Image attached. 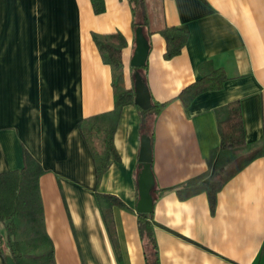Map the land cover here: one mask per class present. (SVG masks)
<instances>
[{
	"label": "crops",
	"instance_id": "crops-1",
	"mask_svg": "<svg viewBox=\"0 0 264 264\" xmlns=\"http://www.w3.org/2000/svg\"><path fill=\"white\" fill-rule=\"evenodd\" d=\"M152 26L189 31L165 57L166 39L148 32L147 84L166 101L155 119L153 217L161 264H264V154L220 189L215 210L205 191L182 198L174 187L208 168L221 142L216 109L241 101L248 142L264 137V0H149ZM0 0V171L22 167L23 146L41 162L47 231L57 264H147L138 228L141 129L137 104L124 106L113 159L98 186L79 120L110 110L117 88L134 87L136 28L129 0ZM122 32L123 75L103 60L94 33ZM206 69L222 67L220 89L189 105L178 96ZM129 206L114 208L110 235L97 189ZM153 194V193H152ZM153 196V197H154ZM0 264H7L0 251Z\"/></svg>",
	"mask_w": 264,
	"mask_h": 264
},
{
	"label": "trees",
	"instance_id": "trees-1",
	"mask_svg": "<svg viewBox=\"0 0 264 264\" xmlns=\"http://www.w3.org/2000/svg\"><path fill=\"white\" fill-rule=\"evenodd\" d=\"M91 1L95 12L105 10V0ZM129 2L135 28L142 25L145 34L158 30L165 37L166 58H171L182 51L189 38L187 29L168 24L156 29L152 26L149 0ZM94 39L103 60L113 66L117 79H121L124 68L122 51L127 45L125 35L120 31L94 33ZM203 64L200 65L201 76L185 86L178 95L185 105H189L203 91L222 88L228 79L224 68L210 65L206 69ZM132 68L134 75L139 70L147 83V63ZM167 102L168 100L156 99L152 94L151 107L142 108L137 105L141 133L150 136L152 141L155 119ZM127 104H136L134 87L117 88L112 109L90 114L79 120V127L94 159L98 186L112 160L120 159L115 144V132L121 112ZM216 112L221 142L211 149L208 168L174 186L182 198L205 191L212 211L215 210L217 195L223 185L245 165L264 154V137L255 142L246 140L239 99L230 100L219 106ZM23 156L22 167L0 171V251L6 260L5 251L10 250L15 264H57L54 242L46 228L40 189V176L45 168L25 145ZM154 191L155 186L152 189L153 196ZM96 194L110 235L116 241L114 208L129 206L116 194L103 192L99 188ZM137 214L139 233L145 245L146 263L161 264L153 211H137Z\"/></svg>",
	"mask_w": 264,
	"mask_h": 264
},
{
	"label": "water",
	"instance_id": "water-1",
	"mask_svg": "<svg viewBox=\"0 0 264 264\" xmlns=\"http://www.w3.org/2000/svg\"><path fill=\"white\" fill-rule=\"evenodd\" d=\"M150 50V42L146 36L143 26L139 25L136 28V47L131 59L133 66H144L147 63L148 54ZM135 103L142 108H149L152 106V93L146 83L142 73L138 70L135 73ZM140 171L138 174V189L139 198L136 204L137 211L150 212L154 208V197L152 189L155 185L156 179L152 167L153 162V144L152 139L147 134L141 136V146L139 153ZM7 264H15L10 250L5 251Z\"/></svg>",
	"mask_w": 264,
	"mask_h": 264
}]
</instances>
